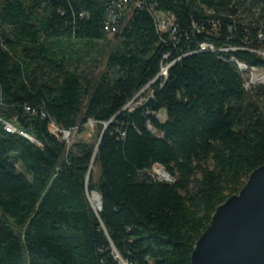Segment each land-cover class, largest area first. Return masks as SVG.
<instances>
[{"label": "trees", "instance_id": "trees-1", "mask_svg": "<svg viewBox=\"0 0 264 264\" xmlns=\"http://www.w3.org/2000/svg\"><path fill=\"white\" fill-rule=\"evenodd\" d=\"M115 1L1 0L0 264H190L215 210L264 165V85L246 90L235 64L264 70L251 52L264 50V0H144L112 44ZM151 9L174 18V35L157 32ZM74 42L88 54L110 45L97 78L79 70L80 51L73 66ZM50 121L80 134L92 121L99 137L108 123L96 181V145L68 146ZM155 165L171 181L152 178Z\"/></svg>", "mask_w": 264, "mask_h": 264}, {"label": "water", "instance_id": "water-1", "mask_svg": "<svg viewBox=\"0 0 264 264\" xmlns=\"http://www.w3.org/2000/svg\"><path fill=\"white\" fill-rule=\"evenodd\" d=\"M107 126L103 125L90 165L95 164ZM190 264H264V165L249 175L238 194L215 210L195 242Z\"/></svg>", "mask_w": 264, "mask_h": 264}, {"label": "rangeland", "instance_id": "rangeland-1", "mask_svg": "<svg viewBox=\"0 0 264 264\" xmlns=\"http://www.w3.org/2000/svg\"><path fill=\"white\" fill-rule=\"evenodd\" d=\"M1 3V0H0ZM108 40L110 41V43L114 44L115 43V37L113 35L108 37ZM74 47L69 50V53L71 55V58L73 61L72 64L73 66H75V64H77L78 60L76 59L75 54L82 52V60L79 63V70L80 71H84L87 72L88 74L91 73V77L92 78H97L101 73H103L106 70V64H107V59H108V51L110 48V45H105L104 43H98V46L91 52V53H87L86 52V46L83 45L80 42H74ZM227 48L223 49L226 50ZM262 53H264V50L261 51ZM262 57H264V55H262ZM260 70V69H259ZM262 72H264V70H260ZM247 78L250 77V73H246ZM153 84V83H152ZM152 84H148L147 86H145L133 99V101L129 102L125 109L128 110H132L134 107H136L137 105H140L143 101H145L146 99H148L151 95V87ZM249 89V87H248ZM157 118L159 119L160 122H164L166 119V116L164 113H159L157 114ZM99 133L100 130L97 127V125L92 122L89 121L86 126L84 127V131L83 133H78V132H72L67 138H64L65 143H67L68 146L72 145V144H77V143H85V144H91V145H96L99 139ZM91 166V165H90ZM17 170L20 173H24L23 169L21 168L20 165L16 166ZM89 175L88 178H86V181H89V178H91L93 181H96L98 176H99V169L98 166L96 164L92 165V169H90L89 167ZM149 175L159 181H168L167 179L162 178L161 175H159L157 173L156 170V165L154 167H152L151 171L149 172ZM171 181V180H169ZM89 192H87V199H88V194ZM91 204L90 206L93 207L94 209V204H96L98 202V200L96 201H91L90 198L89 200ZM91 207V208H92ZM100 209V207H99ZM98 209V210H99ZM97 210V211H98Z\"/></svg>", "mask_w": 264, "mask_h": 264}, {"label": "built area", "instance_id": "built-area-1", "mask_svg": "<svg viewBox=\"0 0 264 264\" xmlns=\"http://www.w3.org/2000/svg\"><path fill=\"white\" fill-rule=\"evenodd\" d=\"M146 2V0H145ZM145 2L144 0H116L115 1V11L117 12H111L108 15V19L106 22L105 29L108 32V34L113 35L116 33L117 29V24L118 21H120V17L126 12V9L131 6L134 9H141L145 7ZM151 14L153 16V20L155 23L156 30L159 34H169V35H174L176 32V27H175V20L170 14H164V13H157L154 12V9H151ZM214 29L216 26H213ZM260 42L264 43V35L259 34L257 38ZM209 50L213 52V47L208 44H201L200 45V51H205ZM230 50H235V49H230ZM223 51H229V49L223 50ZM256 54V51H251ZM167 57H164L166 59ZM177 61V60H176ZM176 61H173L168 64H162L160 68L159 74L156 76V78L150 83L152 84L156 80L162 79L165 80L167 78L168 70L169 68L175 64ZM231 62H234L231 60ZM238 71L242 74L244 77L245 83H244V88L248 90V87L250 88L251 86L255 85H264V72L260 71L259 69H256L255 67H248L247 65L243 63H235ZM250 73V77L247 78L246 73ZM2 106L1 100H0V108ZM26 113H32V110L29 107L25 108ZM35 114V112H33ZM42 118H45V115H41ZM0 119L2 117L0 116ZM49 131L51 134L55 137H58L62 141H64V138H67L72 132L69 131H64L60 130L54 122L50 121L48 124ZM10 133V132H9ZM64 137V138H62ZM65 142V141H64ZM169 181V180H168Z\"/></svg>", "mask_w": 264, "mask_h": 264}, {"label": "bare ground", "instance_id": "bare-ground-1", "mask_svg": "<svg viewBox=\"0 0 264 264\" xmlns=\"http://www.w3.org/2000/svg\"><path fill=\"white\" fill-rule=\"evenodd\" d=\"M256 54L259 55V56L264 55V53H262V52H260V51H256ZM256 69H257V68H256ZM0 122H1V120H0ZM6 127H7V129H8L10 132H12V133H18L19 135H21V136L27 138L28 140H31V141H32V139L28 138L24 133H22L21 131H19L18 129H16V127H15L14 125H12V124H7ZM156 170H157V173H158L159 175L162 176V178H164V179H167V178H168V177L166 176V174L163 172V170H162L160 167L156 166ZM87 175H88V174H87ZM86 177H87V176H86ZM167 180H168V179H167ZM169 180H170V179H169ZM88 202H89V201H88ZM99 207H100V201H98L96 204H94V210L97 211V210L99 209Z\"/></svg>", "mask_w": 264, "mask_h": 264}]
</instances>
